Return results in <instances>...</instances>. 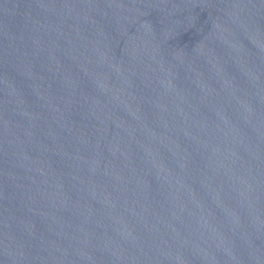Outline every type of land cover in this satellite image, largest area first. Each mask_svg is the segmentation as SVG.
Listing matches in <instances>:
<instances>
[{"label":"water","instance_id":"95a60500","mask_svg":"<svg viewBox=\"0 0 264 264\" xmlns=\"http://www.w3.org/2000/svg\"><path fill=\"white\" fill-rule=\"evenodd\" d=\"M0 264H264V0H0Z\"/></svg>","mask_w":264,"mask_h":264}]
</instances>
